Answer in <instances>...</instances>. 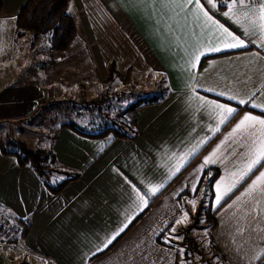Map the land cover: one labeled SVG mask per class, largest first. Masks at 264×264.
I'll use <instances>...</instances> for the list:
<instances>
[{
    "label": "crops",
    "instance_id": "obj_1",
    "mask_svg": "<svg viewBox=\"0 0 264 264\" xmlns=\"http://www.w3.org/2000/svg\"><path fill=\"white\" fill-rule=\"evenodd\" d=\"M25 1L1 0L0 30L14 22L15 35ZM262 2L237 0L233 15L232 0H69L101 83L115 64L123 78L155 73L170 95L135 112L133 139L62 123L42 146L56 154L50 184L0 145V253L29 264H184L171 232L200 213L222 264H264V156L249 170L264 150V127L237 129L246 115L264 119V32L244 17ZM217 25L244 46L227 47L233 41ZM45 91L36 82L4 85L0 118L64 99L43 100ZM8 227L15 237L3 236Z\"/></svg>",
    "mask_w": 264,
    "mask_h": 264
},
{
    "label": "rangeland",
    "instance_id": "obj_2",
    "mask_svg": "<svg viewBox=\"0 0 264 264\" xmlns=\"http://www.w3.org/2000/svg\"><path fill=\"white\" fill-rule=\"evenodd\" d=\"M14 31V22H11L7 29L0 30V92L4 85L25 81L29 84L39 83L41 89L46 90L43 100L55 95V98H85L87 101L107 98L106 102L102 103L110 104L108 119L110 121L117 109L125 108L139 97L145 96L143 94L148 93L157 81V75L148 71L131 75L126 82L120 77H115L112 82L104 81L103 84L97 79L96 70L91 65V53L82 46L77 37L67 51L58 52L50 48L47 35L41 36L33 43L29 33L19 40L15 38ZM31 79H35V82ZM65 103L69 104L70 101L65 100L60 105L63 107L59 108H36L34 113L19 119L0 118V145L8 147L16 141H23L32 148L49 145L59 126L75 116ZM78 104L83 111L77 118L80 122L101 118L95 108L87 107V103ZM32 119H35L34 123L31 122ZM10 148L16 147L10 145ZM206 219L205 214L196 213L192 221L183 227L188 230L189 235L184 233L182 228L171 232L173 242L184 253V264H222L211 246L209 232L206 229L208 226L202 228ZM3 236L10 239L16 236V232L8 227L7 233ZM188 238L193 239L195 247L199 248L198 251H194L193 245L191 248ZM188 248L192 250L189 252V261L185 258ZM15 263H19L18 259L0 253V264Z\"/></svg>",
    "mask_w": 264,
    "mask_h": 264
},
{
    "label": "trees",
    "instance_id": "obj_3",
    "mask_svg": "<svg viewBox=\"0 0 264 264\" xmlns=\"http://www.w3.org/2000/svg\"><path fill=\"white\" fill-rule=\"evenodd\" d=\"M68 3L69 0H26L16 15L15 38L20 40L29 33L32 42L36 43L41 36L47 35L51 49L58 52L67 51L77 36L75 23L68 10ZM1 9L2 2L0 0V11ZM115 77H120L122 81L126 82L131 77V74L123 78L115 64H112L110 74L105 82H112ZM143 95L145 96L139 97L137 101L129 104L127 107L117 109L110 121H108L110 104L102 103L103 101L106 102L107 98L93 101L76 99L44 101L40 102L38 108L53 109L54 107H63L60 105L67 100L70 103H65V105L67 104L69 110L75 114L74 117L69 119L67 124L87 134L111 133L114 137L133 139L138 135L133 117L135 112L145 105L161 103L170 95V90L164 80H157L148 93H144ZM80 102L82 105H84L83 103H87V107L95 108L97 115L101 116V118H92L84 123L80 122L77 119L83 114V111L79 108L80 105L78 103ZM31 122L34 123L35 119H32ZM10 145H14L16 148L11 149ZM10 145L8 147H5L3 144L1 145L3 154L15 156L19 165L30 166L47 184H50L51 175L54 174L55 163L57 162L56 154L52 147L32 148L23 141H16ZM17 221L19 224H23L21 219ZM25 225L26 227L22 230L21 237H25L29 228V223ZM182 229L184 233L189 235L186 228ZM188 241L191 248L194 246V251H198L199 248L195 247L193 239L189 240L188 238ZM191 251L188 248L185 252V258L188 261L190 258L189 252ZM15 264H29V261L22 260Z\"/></svg>",
    "mask_w": 264,
    "mask_h": 264
},
{
    "label": "snow or ice",
    "instance_id": "obj_4",
    "mask_svg": "<svg viewBox=\"0 0 264 264\" xmlns=\"http://www.w3.org/2000/svg\"><path fill=\"white\" fill-rule=\"evenodd\" d=\"M160 2H168V3H176L178 4L180 7H183L184 4L187 3H191L192 0H160ZM245 0H239L240 4H244ZM195 3L197 4V6L200 5V0H195ZM209 4H212L213 7L215 6L214 4V0H208ZM237 0H232V5H229V11L232 12L233 15H236L235 11H234V6L236 5ZM199 10L201 12H203V15L206 17L207 21H211L213 24H216L217 22L212 20V17L208 15V13L206 11L203 10V7L200 6ZM225 16H228L229 13L225 12L224 13ZM253 16L255 17V19H253ZM244 17L245 19H248L253 25H255L257 23V21H260L261 23L259 24V27L261 29L262 32H264V2H262L259 6V8L257 10H255V12H253L252 14H249L248 11H246L244 13ZM217 27L222 28V25H217ZM224 32H226L228 34V36L231 38V40L233 41L232 43H228L226 46L227 47H243L244 46V42L243 40H240L238 37L234 36L231 32H228L227 29H223ZM216 51H219V49H214ZM239 103L243 104L245 103L244 100H240ZM217 108L222 109L224 112L228 113L229 115H231L235 109L233 108H228L224 105H216ZM227 117H224L221 120V123H223L224 119H226ZM251 122V124L255 125V124H259L262 127H264V119H261L259 117H255V116H249L246 115L244 116V118L240 121V123L237 125V129L241 128L242 126L246 125L247 123ZM260 156H264V150H261L259 153V156L257 157V159H254L251 164L249 165V170H251L252 165L256 164L259 162V157ZM260 179H264V173H261L260 177H258V180ZM255 183V182H254ZM153 193H155V191H157V189L153 188L151 190ZM143 199V197H142ZM220 197H217V202H219ZM182 221H177L176 223H181ZM125 227H127V225H125ZM121 231H123V229H121ZM173 231H175V229H173ZM118 235V233H117ZM115 237H113L114 239ZM109 243H111V241H109ZM107 246V245H105Z\"/></svg>",
    "mask_w": 264,
    "mask_h": 264
},
{
    "label": "built area",
    "instance_id": "obj_5",
    "mask_svg": "<svg viewBox=\"0 0 264 264\" xmlns=\"http://www.w3.org/2000/svg\"><path fill=\"white\" fill-rule=\"evenodd\" d=\"M224 1H226V0H224Z\"/></svg>",
    "mask_w": 264,
    "mask_h": 264
}]
</instances>
